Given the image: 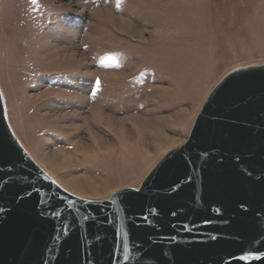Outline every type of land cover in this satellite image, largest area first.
I'll use <instances>...</instances> for the list:
<instances>
[{"label": "rangeland", "instance_id": "rangeland-1", "mask_svg": "<svg viewBox=\"0 0 264 264\" xmlns=\"http://www.w3.org/2000/svg\"><path fill=\"white\" fill-rule=\"evenodd\" d=\"M263 63L264 0H0L11 128L87 199L138 187L187 140L224 75ZM85 180L100 192L64 185Z\"/></svg>", "mask_w": 264, "mask_h": 264}, {"label": "water", "instance_id": "water-1", "mask_svg": "<svg viewBox=\"0 0 264 264\" xmlns=\"http://www.w3.org/2000/svg\"><path fill=\"white\" fill-rule=\"evenodd\" d=\"M0 264H264V63L227 73L187 140L103 200L33 159L0 87Z\"/></svg>", "mask_w": 264, "mask_h": 264}, {"label": "bare ground", "instance_id": "bare-ground-1", "mask_svg": "<svg viewBox=\"0 0 264 264\" xmlns=\"http://www.w3.org/2000/svg\"><path fill=\"white\" fill-rule=\"evenodd\" d=\"M99 12H97V14H98ZM107 17H103V19H106ZM108 19V18H107ZM106 19V20H107ZM104 21V20H103ZM106 22V21H105ZM127 25V24H126ZM129 25V24H128ZM130 26V25H129ZM131 27V26H130ZM124 28V27H123ZM131 29V28H130ZM121 30V29H120ZM123 30V29H122ZM121 30V31H122ZM127 30V29H126ZM128 31V30H127ZM124 32V31H123ZM126 32V31H125ZM129 32V31H128ZM127 33V32H126ZM131 34V33H130ZM234 70V69H233ZM232 71V70H231ZM231 71H229V72H231ZM228 72V73H229ZM225 76V75H224ZM223 76V77H224ZM222 77V78H223ZM221 80V79H220ZM219 80V81H220ZM215 87V86H214ZM213 87V88H214ZM212 88V89H213ZM2 91V90H1ZM100 112V111H99ZM103 112V111H102ZM101 113V112H100ZM100 113H98V115L100 114ZM97 116V115H96ZM106 120V119H105ZM160 120V119H159ZM155 124V123H154ZM139 132V135H141L140 133H144L143 132V128L142 129H140V130H138ZM149 133H152L154 136H158V132H157V129L156 128H152V129H148L147 130ZM146 131V132H147ZM124 160V159H123ZM85 181H87V180H85ZM67 188H69V189H73L74 191H79V192H84V193H86V192H88V191H90V192H93V193H99L100 192V190L98 189V188H92V187H90V185H88V181L87 182H85L84 184L83 183H80V182H68V183H66V184H64ZM76 195V194H75Z\"/></svg>", "mask_w": 264, "mask_h": 264}, {"label": "snow or ice", "instance_id": "snow-or-ice-1", "mask_svg": "<svg viewBox=\"0 0 264 264\" xmlns=\"http://www.w3.org/2000/svg\"><path fill=\"white\" fill-rule=\"evenodd\" d=\"M32 2H33V3H36L37 0H32ZM119 3H120V0H117V6H118V7H119ZM108 59H109V60H113V61H115V58H114L113 56H111V55H109ZM101 63L104 64V60H101ZM115 66H116V67H119L120 65H119L118 62H115ZM99 86H100V81H99V79L97 78V81H96V87H97V90H99ZM93 95H95V93H93ZM251 258H252V257H251L250 255H243V256L240 257V259H242V260H247V259H251Z\"/></svg>", "mask_w": 264, "mask_h": 264}]
</instances>
